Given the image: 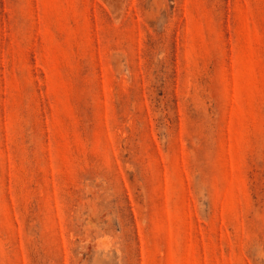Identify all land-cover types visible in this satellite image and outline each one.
I'll list each match as a JSON object with an SVG mask.
<instances>
[{
	"label": "rangeland",
	"instance_id": "374dc122",
	"mask_svg": "<svg viewBox=\"0 0 264 264\" xmlns=\"http://www.w3.org/2000/svg\"><path fill=\"white\" fill-rule=\"evenodd\" d=\"M0 264H264V0H0Z\"/></svg>",
	"mask_w": 264,
	"mask_h": 264
}]
</instances>
